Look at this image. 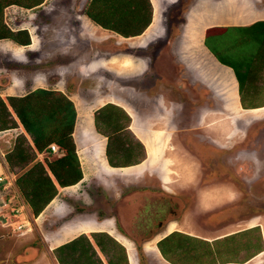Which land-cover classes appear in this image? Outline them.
Segmentation results:
<instances>
[{"label":"rangeland","instance_id":"obj_1","mask_svg":"<svg viewBox=\"0 0 264 264\" xmlns=\"http://www.w3.org/2000/svg\"><path fill=\"white\" fill-rule=\"evenodd\" d=\"M88 1L2 9L6 27L25 30L29 44L0 39V97L6 102L38 87L66 95L76 113L72 138L82 178L58 187L37 215L17 187L3 190L0 183V197L23 204L19 216L27 220L19 230L0 223V264H59L54 248L81 234L107 264L94 232L122 245L128 264H246L258 255L256 264H264V108L235 105L228 96L233 86L225 84L232 69L203 43L221 32V14L237 17L243 9L251 17L255 6L264 15V0H147L150 22L130 37L90 25ZM108 106L122 112L121 136L133 146L130 156L119 151L113 160L135 162L131 167L107 161V112L97 129L94 118ZM78 113L90 121L88 129L76 123ZM14 121L16 127L0 133L4 154L19 134L30 142ZM93 130L104 138L106 162ZM39 154L36 160L43 161ZM238 157L254 160L260 176L240 175ZM169 231L204 238L187 239L186 251L168 253L171 263L157 247Z\"/></svg>","mask_w":264,"mask_h":264},{"label":"trees","instance_id":"obj_2","mask_svg":"<svg viewBox=\"0 0 264 264\" xmlns=\"http://www.w3.org/2000/svg\"><path fill=\"white\" fill-rule=\"evenodd\" d=\"M41 2L0 0V39H11L17 45H28L29 38L25 30L13 32L3 23L2 9L10 4L29 8ZM84 13L102 29L120 33L124 37L140 34L150 22L147 0H89ZM203 43L221 64L232 69L242 108L262 106L264 87H258L256 82L263 79L264 20L244 27H227L222 32L205 36ZM247 96L252 98L250 102H246ZM112 109L111 106L106 109L101 107L94 118L97 129V120L103 114L101 112H107L104 122L111 128L110 133L105 134L107 161L114 167L132 165L135 162L113 160L119 151L130 156L133 146L126 144L128 139L121 136L125 127L119 121L123 117L122 112L117 109L109 112ZM12 113L14 116H11ZM75 115L73 102L63 93L50 88L38 87L21 96H8L6 102L0 97V131L16 127V117L30 138L29 142L24 135L19 134L4 157L9 169L17 171L14 183L33 215L39 214L54 198L58 187L73 185L82 178L72 138ZM52 143L58 146L60 155L49 152L48 146ZM39 153L44 156L43 161L36 160ZM91 235L95 245L106 257L107 264H128L122 245L104 232ZM188 238L173 231L158 240L157 247L161 255L173 263L168 253H175L176 249L186 251L184 242L188 243ZM53 251L59 264H103L89 238L82 234L57 246Z\"/></svg>","mask_w":264,"mask_h":264},{"label":"crops","instance_id":"obj_3","mask_svg":"<svg viewBox=\"0 0 264 264\" xmlns=\"http://www.w3.org/2000/svg\"><path fill=\"white\" fill-rule=\"evenodd\" d=\"M227 7H229V8H231L232 9V6L231 5H226ZM254 7V9H255V11L253 12V13H251V14H253L251 17H249L250 15H247L245 12H243V9H241V7H240V9L241 10H237V14L236 15H238L237 17H233L232 15L233 14H227V15H220V21L219 22H221L222 21V25H224L223 26V28L221 29V32L222 31H224V29L225 28H227V27H244V26H248V25H251L252 23H254L255 21H260V20H264V15L262 14V13H260V10L259 9H257V7H255V6H253ZM250 12H252V11H250ZM87 17V16H86ZM249 17V18H248ZM88 18V17H87ZM88 22L90 23V25H93L94 23L88 18ZM96 25V24H95ZM203 45V44H202ZM204 46V45H203ZM204 48L206 49V47L204 46ZM207 50V49H206ZM208 51V50H207ZM228 68V67H227ZM229 69V68H228ZM229 78H230V80H231V82L233 83V89H234V95L236 96V100H237V105L239 106V108L241 109L242 107H241V104H240V102H239V97H238V92H237V86H236V79H235V77H234V75H233V73H232V71L229 69ZM262 75H263V79H261V80H259V81H257L256 82V84H257V86L258 87H260V88H263L264 87V71L262 72ZM43 88V87H42ZM232 92H233V90H232ZM109 102V101H108ZM106 103V102H105ZM104 103V104H105ZM111 103H114V102H111ZM262 104H263V102H262ZM102 105V104H101ZM122 106V105H121ZM264 108V106H260V107H256V108H247V109H251V110H257V109H259V108ZM125 110H126V108L125 107H123ZM242 109H244V108H242ZM81 113H82V117H84V113H86V111L85 110H82V111H80ZM126 112L128 113V111L126 110ZM80 115H79V113H78V115H77V120H76V123H78V126H81V127H83L85 130L86 129H88V123L90 122H87V121H85V118L84 119H81L80 120ZM80 120V121H79ZM91 123H92V121H91ZM94 129V128H93ZM10 129H6V130H1L0 131V133H2V132H4V131H6V132H8ZM93 132H95V134H96V141H97V143H101L102 144V146H103V156H104V138H103V136H101L98 132H96L95 130H93ZM4 152H3V150L1 149V147H0V174H4V177H7L8 179H10L11 180V182H12V185L16 188V185H15V183H14V178L15 177H13V174L11 173V172H9V170L7 169V168H9V166L8 167H6V161H5V157H4ZM39 155H41L42 156V154H39ZM104 160H105V162H106V158H105V156H104ZM8 165V164H7ZM134 164H132V165H129V166H116V167H118V168H128V167H131V166H133ZM136 165V164H135ZM110 166V165H109ZM111 167H113V166H111ZM11 171V170H10ZM262 174H264V173H262ZM3 178V177H2ZM73 185H75V184H73ZM60 188V187H59ZM23 205V204H22ZM28 205V204H27ZM24 206V205H23ZM25 208H26V206H25ZM107 225H106V227H108V225H109V223H106ZM251 226H253V225H251ZM250 226V227H251ZM81 227H85L86 228V226H84V225H81V226H79L78 228L79 229H81ZM93 228L95 227V226H92ZM173 232V231H172ZM169 233H171L170 231L166 234V235H168ZM111 234V233H110ZM165 235V236H166ZM186 236H188V237H190V238H188L189 240H190V242H192L195 238L196 239H201V240H203V236H199V235H197L196 233H187L186 234ZM193 238V239H192ZM160 240V239H159ZM208 240L209 239H204V241H207L208 242ZM123 243H126V242H123ZM256 251H258V252H256L257 254L258 253H260V251H262L261 249L260 250H256ZM256 254V255H257ZM254 258V257H253ZM250 261V260H249ZM248 261V262H249ZM234 262H236V261H234ZM222 263H224V264H227V263H229V261H224V262H222Z\"/></svg>","mask_w":264,"mask_h":264},{"label":"built area","instance_id":"obj_4","mask_svg":"<svg viewBox=\"0 0 264 264\" xmlns=\"http://www.w3.org/2000/svg\"><path fill=\"white\" fill-rule=\"evenodd\" d=\"M48 147H49V152L55 153L57 155L61 154V151L59 150L56 144L52 143ZM0 183H2L3 190H8L9 188L13 187L11 180L8 179L7 177H4V174H0ZM12 197L13 196L9 198L0 197V223L2 224L6 223L8 224V226L11 225L13 226V228L19 230L20 228L25 226V221L27 220L20 218L19 216L21 214V210H23L22 208L23 205H20L18 207L12 205V201H11ZM12 217H18V218L12 219Z\"/></svg>","mask_w":264,"mask_h":264},{"label":"flooded vegetation","instance_id":"obj_5","mask_svg":"<svg viewBox=\"0 0 264 264\" xmlns=\"http://www.w3.org/2000/svg\"><path fill=\"white\" fill-rule=\"evenodd\" d=\"M81 3H79L80 5ZM68 16V15H67ZM256 161V160H255ZM234 166L235 169H238L239 170V173H241L240 175H243L244 177L248 178L249 176H251V178L253 179V176L252 174H256L255 175V179L256 177H259L260 176V170H259V165H257L254 160L252 159H245V158H239L238 159H234ZM256 167V169H255ZM248 168V169H247ZM250 172V173H249ZM260 172V173H259ZM259 174V175H258ZM263 175V174H262ZM242 178V177H241ZM262 178V177H261ZM247 180V179H245ZM249 180V179H248ZM254 180L251 181V183L253 182Z\"/></svg>","mask_w":264,"mask_h":264},{"label":"bare ground","instance_id":"obj_6","mask_svg":"<svg viewBox=\"0 0 264 264\" xmlns=\"http://www.w3.org/2000/svg\"><path fill=\"white\" fill-rule=\"evenodd\" d=\"M155 18V17H154ZM227 76L228 75H226L225 77H226V79H225V84L227 85V86H233V81L231 82V80H230V78L228 77L227 78ZM233 90V92H232V94L231 95H228L229 97H231V98H233V100H234V103H235V105H237V100H236V96L234 95V89H232ZM234 105V107H236ZM169 169V168H168ZM212 193V192H211ZM258 256H260V255H258ZM258 256H256L255 258H252V260H250L249 262H247L246 264H256L258 261H259V259H258ZM232 264H235V263H232Z\"/></svg>","mask_w":264,"mask_h":264},{"label":"water","instance_id":"obj_7","mask_svg":"<svg viewBox=\"0 0 264 264\" xmlns=\"http://www.w3.org/2000/svg\"><path fill=\"white\" fill-rule=\"evenodd\" d=\"M143 161V160H142Z\"/></svg>","mask_w":264,"mask_h":264}]
</instances>
